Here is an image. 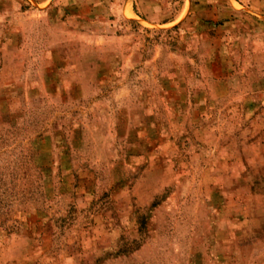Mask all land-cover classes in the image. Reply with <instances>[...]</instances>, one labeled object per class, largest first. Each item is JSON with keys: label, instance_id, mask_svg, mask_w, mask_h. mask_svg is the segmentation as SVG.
Instances as JSON below:
<instances>
[{"label": "rangeland", "instance_id": "374dc122", "mask_svg": "<svg viewBox=\"0 0 264 264\" xmlns=\"http://www.w3.org/2000/svg\"><path fill=\"white\" fill-rule=\"evenodd\" d=\"M0 264H264V0H0Z\"/></svg>", "mask_w": 264, "mask_h": 264}, {"label": "trees", "instance_id": "16d2710c", "mask_svg": "<svg viewBox=\"0 0 264 264\" xmlns=\"http://www.w3.org/2000/svg\"><path fill=\"white\" fill-rule=\"evenodd\" d=\"M22 166H23V164H22ZM167 196H168V193L165 196H163L162 198H164V197L167 198ZM154 200L155 201L153 202V204L149 208H141V209H138L137 212H136V214H135V216H136V223L138 225V233L143 238H145V236H146V232L144 230H145V224H146L147 218H145V215H148L150 213V211H152L153 209H155V208H157L159 206V203H157V202L160 201V200H158V201H157V199H154ZM139 218L141 219V221H139ZM61 221H62V219H61Z\"/></svg>", "mask_w": 264, "mask_h": 264}]
</instances>
